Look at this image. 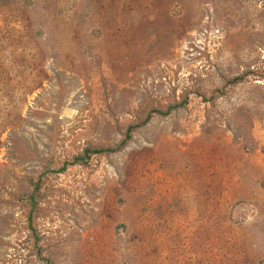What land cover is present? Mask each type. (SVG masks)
<instances>
[{
    "label": "rangeland",
    "instance_id": "obj_1",
    "mask_svg": "<svg viewBox=\"0 0 264 264\" xmlns=\"http://www.w3.org/2000/svg\"><path fill=\"white\" fill-rule=\"evenodd\" d=\"M252 158L264 0H0V264H264V179L221 198Z\"/></svg>",
    "mask_w": 264,
    "mask_h": 264
},
{
    "label": "crops",
    "instance_id": "obj_2",
    "mask_svg": "<svg viewBox=\"0 0 264 264\" xmlns=\"http://www.w3.org/2000/svg\"><path fill=\"white\" fill-rule=\"evenodd\" d=\"M106 2L114 4L115 0H106ZM246 165L241 170L233 171L230 176L228 177V184L226 183L227 187L224 189L223 194L221 195L222 200H226L229 204L248 200L249 203L252 202L253 206L259 208L262 205L260 204V198L262 197L261 193L263 191H258L256 194L253 193V190L256 187V181L262 177L264 179V163L260 161L258 158L248 159ZM197 170L200 174H202V178L204 179L205 188L208 186L207 177L210 174L207 171L206 164H203V160H198V164H196ZM187 175V181L184 183V187L187 188L185 193L192 192L191 201H195L198 198V201L202 200V198L211 196V193L208 194L207 191L203 189V187L198 190L195 187V183H199L198 181L193 178V172ZM215 178V177H214ZM219 181V179H216ZM188 182V183H187ZM203 183V181L201 182ZM207 190V189H206ZM196 194V195H195ZM200 197V198H199ZM189 201V200H187ZM206 205V204H205Z\"/></svg>",
    "mask_w": 264,
    "mask_h": 264
},
{
    "label": "trees",
    "instance_id": "obj_3",
    "mask_svg": "<svg viewBox=\"0 0 264 264\" xmlns=\"http://www.w3.org/2000/svg\"><path fill=\"white\" fill-rule=\"evenodd\" d=\"M245 79V75L244 76H239L236 77L234 80L229 81L228 83L232 84V83H240ZM189 103V99H185L183 102L179 103L176 102L174 104H170L166 110H158V109H152L147 117L145 118V120L140 121L138 123L132 124L128 127L127 132L124 136V139L121 143H119L118 145H116L115 147L112 148H103V149H93V147H88L84 150V152L77 156L74 160L73 163H84L87 162L91 159L92 155H107L110 153H118V152H122L130 143V141L132 140V136L134 134L135 131L141 129L142 127L146 126L147 124H149L151 122V120L156 116V115H160V116H169L171 115L174 111L184 108L187 106V104ZM70 164H66L62 169H60L61 171H65L67 170L68 166ZM37 191L40 190V184L37 185ZM46 262L49 263L48 259H44Z\"/></svg>",
    "mask_w": 264,
    "mask_h": 264
}]
</instances>
